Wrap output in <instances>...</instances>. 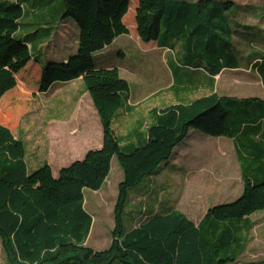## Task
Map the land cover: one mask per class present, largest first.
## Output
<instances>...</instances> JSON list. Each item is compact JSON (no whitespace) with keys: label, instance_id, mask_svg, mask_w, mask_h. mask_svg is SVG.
Wrapping results in <instances>:
<instances>
[{"label":"trees","instance_id":"trees-1","mask_svg":"<svg viewBox=\"0 0 264 264\" xmlns=\"http://www.w3.org/2000/svg\"><path fill=\"white\" fill-rule=\"evenodd\" d=\"M23 1H0V100L17 87V80L24 84L21 89L27 90L32 73L40 76L34 93L47 92L54 83L82 78L99 112L104 145L54 178L48 166L29 172L23 144L0 125L4 264H239L241 243L221 225L264 211V180L246 181L239 198L209 208L199 225L177 211L154 214L128 232L124 223L131 189L168 162L190 131L213 137L243 135L230 116L234 100L214 94L189 106H171L157 116L144 146L122 152L112 119L130 99V85L118 69L99 68L94 58L118 37L129 34L126 22L132 16V28L136 26L140 41L150 47L157 44L174 50L180 43L192 60L207 58L214 76L223 69H239L238 55L229 41L236 33L228 18L234 2L134 0V10L131 0H62L63 18L73 19L79 27V47L66 62L43 66L27 45L13 37L24 15ZM259 73L264 77V64ZM250 101L264 109L259 99L242 103ZM261 147L251 145L252 156H264ZM113 158L124 175L114 210L113 242L108 250L95 252L81 245L91 226V217L84 209V190L102 188Z\"/></svg>","mask_w":264,"mask_h":264},{"label":"rangeland","instance_id":"rangeland-1","mask_svg":"<svg viewBox=\"0 0 264 264\" xmlns=\"http://www.w3.org/2000/svg\"><path fill=\"white\" fill-rule=\"evenodd\" d=\"M0 1L16 3L18 0ZM219 1L235 4L234 12L228 13L235 36L241 38V33L247 32L250 42H264V0ZM21 6L24 15L18 21L19 27L13 37L28 46L34 59H40L45 66L50 63L48 53L56 56L77 53L80 30L73 19L63 18L62 0H24ZM131 6L136 10L134 0H131ZM46 11L51 14L45 15ZM133 20L130 16L126 22L128 35L118 37L111 46L94 55L99 68L118 69L121 78L130 85V99L112 119L122 152L144 146L157 116L171 106H189L214 94L232 99L237 105L247 99H258L256 95L264 98L253 85L240 81L243 72L223 69L217 78L210 77L208 71L203 75L196 73L197 69L187 68L185 61L177 60V54L183 51L182 44H175V53L171 49L165 50L171 56L164 62L160 50H153L149 44L140 41L136 26H131ZM245 25L250 28H244ZM48 26L49 30L46 29L50 34L47 35L43 28ZM235 36L229 41L241 50L246 60L254 54L264 55V43L240 44L236 43L239 40ZM39 77L37 73L31 74L27 90L21 89L24 84L17 80V87L2 97L0 125L8 128L12 137L23 144L29 172L48 166L53 177L59 178L62 170L103 148L104 132L99 112L81 80L73 84L54 83L47 92L34 93ZM252 110L247 108L246 112ZM229 111L236 118L244 115L236 107L230 106ZM98 127L102 138L97 142ZM184 141L185 144L175 148L168 162L131 189L124 213L127 232L154 214L172 211L180 212L199 225L209 208L239 198L246 181L253 184L264 180V156L250 153L251 145H261V142L252 140L250 144L242 140L244 143L239 146L237 138L213 137L192 131ZM84 154L85 157L80 158ZM123 178L118 160L113 158L102 188L99 191L84 190V209L91 217L89 233L81 244L84 248L95 252L110 248L115 227L114 210ZM221 229H229L240 241L239 264H264V211L221 225ZM5 262L0 239V264Z\"/></svg>","mask_w":264,"mask_h":264},{"label":"crops","instance_id":"crops-1","mask_svg":"<svg viewBox=\"0 0 264 264\" xmlns=\"http://www.w3.org/2000/svg\"><path fill=\"white\" fill-rule=\"evenodd\" d=\"M236 6H238V5H236ZM233 10H235V6H234L233 9L230 10V12H234ZM238 12H240L239 9H238ZM48 14L50 15L51 11H46L45 15H48ZM46 28H48V30H49L50 26L43 28L44 31L47 32L46 34L48 35V33L50 34V31H48ZM244 28L249 29L250 26L249 25H245ZM246 36H247V32L241 33V38H238V36L236 34L235 37H236L237 40H239L236 43H240V44L241 43H247L248 45L252 44V43L256 44L258 42L264 43L261 40H257L256 42H250V40H248ZM26 39L28 40L29 36L26 37ZM178 44H180V43H178ZM151 48L153 50H155V49L160 50L161 58H162V60L164 62L169 59V56H171L169 54V52L165 51V50H169V48L158 47L157 44H151ZM175 49H176V46H175ZM234 49H235L236 55H238V59L240 61V68L239 69H229L227 71H230V72H243L244 73L243 74V78L240 81L243 82V83H247L245 85H250V86L253 85L254 89L257 88V90H259L262 93V95H264V77H262L260 75V73H259L260 66L264 64V55L259 56L260 54H254V55H251L252 57L250 56L249 59L246 60L239 48H236V46H235ZM77 50H78V47H77ZM62 51H64V50H62ZM172 51L176 52L177 49L176 50H172ZM61 55L62 54H60L59 55L60 57H59V56H56V55H50L48 53L47 54V57H48V60H49L48 62H66L71 57V53L70 52L67 53V54H64L62 56ZM177 55L179 56V57L176 56V57H178L177 58L178 61L182 59V61H185V65L187 64L186 65L187 68L197 69L195 71L196 73H200V74H203V75L205 74L206 75L207 71L209 72L207 58L204 57L203 59H197V60L193 59L192 60V57L188 56V54L184 50L182 51V53H181V51H179V53ZM190 60H192V62H191V64H189L190 66H188L187 62L190 61ZM245 61H247V62L244 63ZM243 67L246 68L247 70L243 71V69H242ZM209 76L212 77L210 72H209ZM216 77L218 78V75ZM80 80H81V82L83 84L82 78H80V79H78L76 81L67 83V84H73V83L79 82ZM87 94L90 97V94L89 93H87ZM255 97L264 101V98H262V97H259L257 95ZM231 106L232 107H236L238 112H241V114H244L243 116H241V118L240 117L236 118V116H234L235 114H232V112L230 111V116L234 118V119H232L233 123L235 124V126L240 131H242V134H243V135H240L239 137H237V145L240 146V143H244V142H242V140L243 141L247 140V142L250 143V144H251V141L254 140L257 143L261 142L262 143L261 145H259V144H257V145L258 146H262L261 148H264V109H262V107L258 103L252 102V101L245 102V103H240L238 105L237 104H232ZM245 108L246 109L250 108V109H253V110L251 112H246ZM248 118H252V119H248ZM248 122H251V123H248ZM192 132L197 133V131H193V130H192ZM97 135H99V137L96 138V141L97 142L101 141L102 133H101V129L100 128L97 130ZM256 138H258V139H256ZM184 142H182L178 147H180L181 145L185 144ZM252 145H256V144H252ZM99 146L101 147V145H99ZM99 146L97 147V149L100 148ZM52 155H53V153H52ZM85 155L86 154H84L80 158H84Z\"/></svg>","mask_w":264,"mask_h":264}]
</instances>
